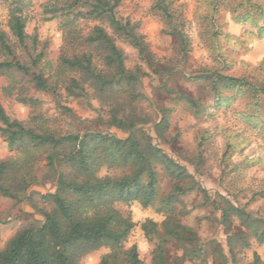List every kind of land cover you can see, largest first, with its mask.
Segmentation results:
<instances>
[{"label": "rangeland", "instance_id": "rangeland-1", "mask_svg": "<svg viewBox=\"0 0 264 264\" xmlns=\"http://www.w3.org/2000/svg\"><path fill=\"white\" fill-rule=\"evenodd\" d=\"M27 1V43L35 52L47 44L46 60L51 68L42 62L39 70L55 92L38 91L18 74L0 73V106L9 119L38 132L78 136L79 140L93 133L125 140L132 133L143 149L149 140L186 170L178 177L155 162L157 197L152 206L143 208L124 200L113 203L119 217L133 225L127 241L120 248L109 243L93 249L81 247L76 264H99L102 258L109 264H130L126 253L133 245L141 264H159L157 243L163 246L167 264H250L256 258L261 263L264 238L233 213L222 220L221 211L226 203L240 208L262 230L264 95L254 96L247 88L227 90L201 75L218 72L264 88V34L257 38L253 26L264 19L259 21L258 12L249 8L258 5L264 11V0H166L171 20L163 15L158 0H119L115 17L136 35L143 53L106 19L78 18L69 25L74 31L69 37L61 18L50 19L53 1ZM58 1L64 6L68 0ZM80 9L86 11V7ZM245 15L249 17L246 22L235 20L247 19ZM173 27L183 33V46L170 35ZM97 28L120 53L125 76L116 71L106 44L86 40ZM0 30L20 61L28 63L9 31L3 3ZM81 54L90 56L92 73L100 81L61 63V58ZM4 58L0 53V61ZM12 76L16 83L11 88ZM20 98L34 99L35 104H22ZM50 152L35 155L31 170L35 184L25 191L26 200L15 203L0 195V251L32 221L39 225L43 221L40 212L52 209V203L40 199L57 190L58 175L52 180L46 167ZM20 157L0 135V162ZM60 169L72 175L67 164ZM130 174L129 168L103 166L98 177L118 180ZM172 193L177 202L165 212L164 201ZM146 221L155 225L156 242L148 241L141 230ZM177 225L182 229L165 241V227L171 230Z\"/></svg>", "mask_w": 264, "mask_h": 264}, {"label": "trees", "instance_id": "trees-1", "mask_svg": "<svg viewBox=\"0 0 264 264\" xmlns=\"http://www.w3.org/2000/svg\"><path fill=\"white\" fill-rule=\"evenodd\" d=\"M50 1H53L50 4L52 14L50 19L61 18L63 28L69 31V37L74 34V31L71 32L68 29L69 25L78 18L106 19L115 31L130 39L139 53H143L136 35L115 17L114 9L119 0H114L112 4L108 0H68L64 6L58 5V0ZM27 2V0H0L7 10L9 31L17 45L24 51L28 61V63L20 61L7 35L0 30V53L5 57L0 61V73L18 74L36 90L54 93L55 87L50 85L48 79L39 70L42 62H45L49 69L51 68L46 60L47 44H44L39 52H35L27 43L24 14ZM158 3L163 9V15L171 20L166 0H158ZM82 7H86V11H82L80 9ZM249 8L255 9L259 14L257 19L263 21L264 11L260 6H249ZM245 17L247 19L237 17L235 20L246 22L249 17L247 15ZM253 26L256 29L257 38H260L264 34V22L261 25L254 22ZM174 28L170 35H173L176 42L183 46L184 35ZM86 40L89 43L106 44L112 53L110 59L116 71L125 76L121 55L102 29L97 28ZM33 41L36 42L35 37ZM61 63L71 70L93 75L99 81L102 79L99 75L97 77L92 73V62L88 55H73L69 59L61 58ZM13 77H11V88L16 83ZM201 77L212 79L216 85L224 86L227 90L247 88L254 96L264 95V88L250 85L244 79L224 76L218 72L203 74ZM108 84L112 86L114 81H109ZM71 85L77 86L75 81H71ZM19 101L29 106L35 104V100L31 98H20ZM0 124V135L7 142L8 148L21 154L17 160L0 162V195L15 203L26 200L25 191L35 184V180L32 181L31 178L35 155L40 151L63 150L60 153L50 152L45 157L46 167L52 174V180L53 176L55 178V175H58L57 190L53 194L40 195V199L44 203H52V209L49 212H40L39 215L43 221L39 225H36V221H32L6 243L0 251V264H76V253L81 247L93 249L103 243H109L120 248L127 241L133 225L129 220L119 217L113 209V203L124 200L128 203L137 202L143 208L152 206L157 197L155 162L164 167L169 174L174 172L178 177H183L186 173L184 168L176 165L149 140L143 149L132 133L125 140L97 133L86 134L80 140L78 136L56 137L47 131L38 132L20 122L10 120L1 106ZM158 129L159 126H156L157 135ZM66 164L71 168L72 175H65L60 169ZM103 166L115 169L129 168L131 174L118 180L111 177L99 178L98 173ZM78 176L81 181L78 180ZM175 189L180 191L179 187ZM202 192L205 196L207 195L206 191ZM176 199L173 193L165 199V212L172 210V206L177 202ZM226 204L227 207L221 211L222 220H227L230 213H233L243 218L254 234L264 238V221L260 230L257 221L249 214L229 203ZM181 229L180 225L171 230L165 227L166 235L169 236L165 235V241L172 236L174 238L177 233L173 231ZM141 230L145 232L144 236L148 241L156 242L155 225L151 221H146ZM157 244L159 252L156 256L157 261L159 264H167L163 255V246ZM126 260L130 264H141L136 246L130 247L126 253ZM99 264H109V262L102 258ZM250 264H264V259L259 263L256 258Z\"/></svg>", "mask_w": 264, "mask_h": 264}]
</instances>
